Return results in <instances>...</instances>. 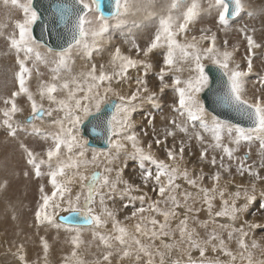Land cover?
Listing matches in <instances>:
<instances>
[{"label": "snow or ice", "instance_id": "6c2138e0", "mask_svg": "<svg viewBox=\"0 0 264 264\" xmlns=\"http://www.w3.org/2000/svg\"><path fill=\"white\" fill-rule=\"evenodd\" d=\"M2 3L19 18L11 31L0 23L4 55L14 58V90L0 96V129L30 166L23 176L47 181L39 186L34 224L68 234L71 252L62 264H264L253 252L261 248L254 230L264 224L247 219L258 189L252 215H264V74L251 79L264 42L248 23L259 20L264 33V6L250 0ZM206 20L210 25L195 34ZM233 26L246 41L243 67L235 58L238 45L219 39ZM260 59L264 65V54ZM145 105L151 110L137 132L133 114ZM96 139L103 146L91 147ZM194 148L207 172L187 167L185 154L196 155ZM129 161L139 172L133 179L125 178ZM8 185L5 178L0 189ZM85 229L91 230L87 256L80 251ZM40 245V260L48 264L51 245L43 236ZM13 255L29 264L24 244Z\"/></svg>", "mask_w": 264, "mask_h": 264}, {"label": "bare ground", "instance_id": "6f19581e", "mask_svg": "<svg viewBox=\"0 0 264 264\" xmlns=\"http://www.w3.org/2000/svg\"><path fill=\"white\" fill-rule=\"evenodd\" d=\"M16 14L19 18V13L17 12ZM203 23L195 26V34H198L200 27L205 26L202 25ZM222 35L225 34L222 33ZM220 38L221 37H219V39ZM231 38L233 37L231 36ZM233 39L235 40V37ZM140 42L143 46V39H141ZM243 45H245V48L247 47L246 41L243 42ZM239 46L240 45H238V47ZM124 50L127 51L126 46H124ZM5 51L6 48H0V96L10 95V92L14 90L11 71L14 64V58L11 56H5ZM107 58L108 54L106 52L104 54V60L106 61ZM96 62L99 63L100 58H97ZM82 64L83 61L77 59V71H79ZM41 71L46 72L47 70L42 68ZM132 75L135 76L136 73L133 72ZM152 79L153 76L150 75V84L152 83ZM32 87L33 90H35L34 80L32 82ZM20 104L23 105L24 101L21 100ZM0 107H3L2 101H0ZM29 111L30 108L26 107L24 113ZM18 119L23 118L18 117ZM29 145L32 146L31 141H29ZM35 147L37 151L41 150V145L38 144ZM257 148H255V146L253 147V153H255ZM194 149L198 153V148ZM188 164H190V162ZM24 171L30 172L31 170L30 166L26 164V160L18 147L17 141L6 137L5 131L0 129V182H2L5 178L9 180L7 190L5 191L0 189V264H18L13 253L16 252L17 246L20 244H24L25 246L26 259L29 264H43L42 260H40V257L43 256V250L40 245V237L42 236L45 237L51 245L48 255V264H62L63 258L71 252V245L68 243V234L63 231H57V229L52 228L51 226H40L38 228L34 224V212L37 201L39 200V186L41 183L46 184L47 181L46 179L41 180L39 178H35L34 175L31 174L28 178H25L23 176ZM138 175L139 172H135L131 165L127 166L125 170L126 179H133L138 177ZM258 193L259 189L257 190V196H259ZM31 206H33L34 211L32 213L29 211ZM13 215H15V219H13ZM120 215L122 218L123 213ZM24 216H28V218L26 217L25 219ZM82 238L85 241V245L80 251L86 254L87 242L91 240V230L85 229ZM65 246H67V248H65ZM94 249L95 247H93L91 251L95 252ZM88 258L91 259V256H88Z\"/></svg>", "mask_w": 264, "mask_h": 264}, {"label": "rangeland", "instance_id": "374dc122", "mask_svg": "<svg viewBox=\"0 0 264 264\" xmlns=\"http://www.w3.org/2000/svg\"><path fill=\"white\" fill-rule=\"evenodd\" d=\"M250 3H252V5L254 7H257V8L260 7V6H264V0H250ZM16 13L17 12L14 11V10L13 11H10L9 9L6 10V8L3 6L2 0H0V23H4V24H8L9 25V27H8V29L6 31H11L12 21L14 19H17L18 18V15ZM244 19L245 20H248V18H247L246 15H245ZM207 21L208 20H206L205 23L202 24V25H205L204 27H207V26L210 25V21L209 22H207ZM248 23H249L250 26L251 25H255V27L257 28V32L254 34V38L257 40V42L258 43L259 42H264V33H262L260 31V22H259V20H248ZM234 29H235V26H233V30H230L225 35H222V33H219L220 34L219 37H221L220 38V40H221L220 42L223 43L224 38H225L227 41H229L228 42V44H230L229 47H231L233 45H240L238 47V51L235 54V58H236V60L238 62H242V67H243V66H246V62L243 61V57L246 54L247 47L245 48V45H243V42L245 40L242 38L241 35H238L239 33H237ZM236 34L239 36L240 39L238 38V36ZM230 35L233 38L235 37V40L233 38H231ZM1 47H4L5 48V42H4L3 39H0V48ZM261 54H264V49L257 50V56L254 58V73H253V75L251 77L252 80H255L256 79L255 73H262V74H264V65L261 64V59H260V55ZM249 88H250L249 94L251 95V85H249ZM171 95H172L171 92L168 91L167 94L164 96V100L165 101H168L171 98ZM150 110H151V106L150 105H145V107L143 109H141L137 113H134L133 114V120L136 122V129L135 130L137 132H140L141 129L147 123V121H146V119H144V117H145L146 113H148ZM152 111H153V114L156 115V121H157V124L159 125L160 124V114L159 113H155L154 110H152ZM165 111H167V106L166 105H165ZM27 114H28V112L27 113H24V116H26ZM18 117L23 118V116H21L20 114H17V118ZM36 145H38V144H36ZM257 147H258V143L255 145V148H257ZM193 150L196 153V155H193L195 157H192L191 156V158H189V156L187 155V153L185 154V159H187L188 163L190 162V164L187 163V166L190 167V169H194L197 172L200 170L201 167H203L204 171L207 172L209 170L208 165H206V164H204V165L200 164V162L196 158V156L198 155V153L196 152L195 149H193ZM245 151H246V149H245ZM255 153H256V151H255ZM255 153H253V159H258V157H256ZM195 158H196V160H195ZM128 165H131V167L134 170V166H135L134 165V162L129 161ZM197 165H199V166H197ZM137 170H135V172L138 173ZM259 200H260V198H259V196H257V201H255L253 203V205L251 206L250 211L247 214V219L252 220V221H254L256 223H259V224H264V215H262V214H257L256 216H253L252 215V213L257 212V209L259 208ZM29 211H30V213L34 212L33 211V206L30 207ZM26 217L28 218V216H24L25 219H26ZM225 220H226V218H225ZM261 236H264V228H258L256 230H254V238H256L258 240V242L260 243V245H261V248L254 249L253 250L254 257L257 258V259H264V239H261ZM232 247H233V249H235V244H233ZM65 248H67V246H65ZM94 250H96V249H94ZM85 255H87V253Z\"/></svg>", "mask_w": 264, "mask_h": 264}, {"label": "water", "instance_id": "95a60500", "mask_svg": "<svg viewBox=\"0 0 264 264\" xmlns=\"http://www.w3.org/2000/svg\"><path fill=\"white\" fill-rule=\"evenodd\" d=\"M41 2V0H37V3L39 4ZM43 3H47V0H43ZM35 35L37 38H39L40 36V29L37 28L35 31ZM54 43V42H53ZM89 135H91V133H89ZM103 146L102 143L99 141V139H96L92 142L91 147H101Z\"/></svg>", "mask_w": 264, "mask_h": 264}]
</instances>
